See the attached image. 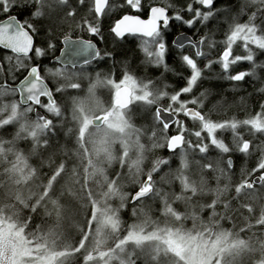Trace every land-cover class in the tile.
I'll list each match as a JSON object with an SVG mask.
<instances>
[{
  "label": "snow or ice",
  "instance_id": "snow-or-ice-1",
  "mask_svg": "<svg viewBox=\"0 0 264 264\" xmlns=\"http://www.w3.org/2000/svg\"><path fill=\"white\" fill-rule=\"evenodd\" d=\"M0 16V264H264V0H0ZM180 27L198 38L170 43Z\"/></svg>",
  "mask_w": 264,
  "mask_h": 264
},
{
  "label": "trees",
  "instance_id": "trees-1",
  "mask_svg": "<svg viewBox=\"0 0 264 264\" xmlns=\"http://www.w3.org/2000/svg\"><path fill=\"white\" fill-rule=\"evenodd\" d=\"M116 16H118V14H116ZM184 28H185V27H184ZM186 29H187V28H186ZM222 38H223V37H221V36H217V39H218V40H219V39H222ZM137 43H138V41L136 40V38H134V37H128V38H126L124 41H121V42H120V47H121V50H134V49H136V45H137ZM59 46H60V44H57V51L54 53L53 57L58 53ZM4 51H5V50L0 49V53H3ZM217 51H219V50H217ZM129 55H131V51H129ZM212 57H213V58H216V57H217V52H214V53L212 54ZM260 59H264V55H262V56L260 57ZM44 62L48 63L47 60H45ZM214 70H215V69H214ZM215 71H216V70H215ZM149 73H150V71L148 70V71H147V75H148ZM151 74H152L153 77H156V76H159V75H160V72H157V73H151ZM167 82H169V83H171V84H175V83H176V77H175L173 74L169 73V74H168ZM213 83H223V82L213 81ZM206 86H207V85H206ZM228 87H229V85H228L227 83H224V88L227 89ZM245 87L247 88L248 91H251V87H250V86H245ZM200 90L203 91L204 89L201 88ZM210 99H211V98H210ZM257 99H258V97H257ZM235 102H236V103H239V102H240V96H236V97H235ZM205 103H206V105H207L209 108H211L213 105L216 104V101H215V100H212L211 103H208V101H206ZM221 114H222V113H221ZM227 114H228V115H233V114H235V115H237V116L240 117V118H243V116H244L243 109H240L239 111H237V109H236L235 107H233V108H232ZM158 155L165 156V155H169V153H167V152L165 151V149H163V150L160 151V153H159ZM238 155H239V154H238ZM233 159H234V161H235V163H236L237 166H240V165H242V164L244 163V161H243L242 159H238L237 156H234ZM237 170H238V168H237ZM130 208H131V205L128 206V209H130Z\"/></svg>",
  "mask_w": 264,
  "mask_h": 264
},
{
  "label": "flooded vegetation",
  "instance_id": "flooded-vegetation-1",
  "mask_svg": "<svg viewBox=\"0 0 264 264\" xmlns=\"http://www.w3.org/2000/svg\"><path fill=\"white\" fill-rule=\"evenodd\" d=\"M128 14H135V13H134V12H129ZM4 18H5V17L0 16V20H3ZM114 18H119V15H118V16L115 15ZM182 31H187V32H189V33L191 34V36H193V32H192V31H190V30H188V29H186V28H184V27H180V28H177V29L174 30L173 35H170V36L168 37L169 42L171 43V41H172V39L174 38V36L177 35L179 32H182ZM72 38H73V39H89L90 37H89V35H88L87 33L75 32V33H72ZM126 38H128V37H126ZM126 38H125V39H126ZM193 38L195 39V38H198V37L193 36ZM93 42H95V43L97 42L95 38H93ZM98 46L101 47V48H103L105 45H103V44H98ZM107 46H108V47H112V46H113L111 38H109V42H108V45H107ZM62 47H63V46L60 44V46H59V50H58V53H59V51L61 50ZM58 53H57V54H58ZM57 54H56V55H57ZM212 58H213V57H212ZM44 63H46V62H44ZM111 63H112V62L109 61L108 64H102V65H101V70L107 72V71L109 70V68L111 67ZM169 63H170V65H171V64H172V61H169ZM214 69L216 70V72H219V71H220V68H219L218 65H217V66H214ZM117 70H119V69H118V68H117V69H113V71H115L116 73H117ZM238 70H239V69H238ZM149 71H150V73L148 74L149 76H152L151 73H157V72H160V70H153V71H151L150 68H149ZM167 103H168V102H166V100H163V101L161 102V106H166ZM180 118H181V119H184V117H180ZM188 123L190 124L191 122H188ZM165 151L168 153L167 149H165Z\"/></svg>",
  "mask_w": 264,
  "mask_h": 264
},
{
  "label": "rangeland",
  "instance_id": "rangeland-1",
  "mask_svg": "<svg viewBox=\"0 0 264 264\" xmlns=\"http://www.w3.org/2000/svg\"><path fill=\"white\" fill-rule=\"evenodd\" d=\"M205 51H207V48H205ZM234 54H243V48H242V45L239 42L237 43V45H234ZM213 59H215V58H213ZM150 70L153 71V69H151V68H150ZM116 74H117V76H119V70H117ZM101 98L104 99L105 101L108 100L109 94H108V92L106 90H101ZM166 102H168V101L166 100ZM160 151L158 152V154L160 153ZM165 156H168V155H165ZM123 217H124V219H128V210L127 209L123 213ZM64 235L68 236V232L65 231Z\"/></svg>",
  "mask_w": 264,
  "mask_h": 264
},
{
  "label": "water",
  "instance_id": "water-1",
  "mask_svg": "<svg viewBox=\"0 0 264 264\" xmlns=\"http://www.w3.org/2000/svg\"><path fill=\"white\" fill-rule=\"evenodd\" d=\"M181 33H183V34H185V35H187V36H191V34L189 33V32H187V31H182V32H179L177 35H179V34H181ZM73 39V38H72ZM73 40H76V39H73ZM95 43V42H94ZM63 50V47L61 48V50L59 51V53L57 54V55H55V56H59L60 55V52ZM54 56V57H55ZM53 57V58H54Z\"/></svg>",
  "mask_w": 264,
  "mask_h": 264
}]
</instances>
